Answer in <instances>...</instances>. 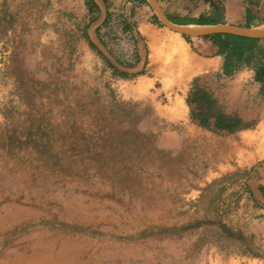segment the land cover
<instances>
[{
    "label": "rangeland",
    "instance_id": "obj_1",
    "mask_svg": "<svg viewBox=\"0 0 264 264\" xmlns=\"http://www.w3.org/2000/svg\"><path fill=\"white\" fill-rule=\"evenodd\" d=\"M157 1L177 22L213 9ZM105 3L93 32L90 0H0V264H264L253 70L194 75V39L146 1ZM198 90L246 127L201 126Z\"/></svg>",
    "mask_w": 264,
    "mask_h": 264
},
{
    "label": "crops",
    "instance_id": "obj_2",
    "mask_svg": "<svg viewBox=\"0 0 264 264\" xmlns=\"http://www.w3.org/2000/svg\"><path fill=\"white\" fill-rule=\"evenodd\" d=\"M96 7L100 8L101 15L99 16L101 22L97 23L94 28L93 32H96V29H98V26L105 21V18L107 16L105 11V2L106 0H90ZM195 1V0H191ZM232 1V2H230ZM228 2L229 6L225 4V10L224 8L221 11H216V9H212L206 12H202L203 9L200 8L198 10H195L193 12L194 17L192 20H186L183 22H179L181 24H194V25H209L211 23H227L232 24L240 27H260L264 26V23L262 24L260 21L264 18V0H245V3H240L239 6L238 3H236L237 0H230ZM242 1V0H238ZM101 4L103 5V9H101ZM239 7V8H238ZM147 29V28H146ZM144 29V33L147 34V30ZM89 35L91 36V32L88 31ZM149 33V32H148ZM174 32V36H175ZM151 37H154L153 34H149ZM178 37V36H176ZM182 40V38L179 36ZM194 39L192 44L195 48L196 54L199 55L201 60H198V64L193 67V71H196L194 75H205V74H211L213 72L220 73L221 72V65L223 58L220 55L216 54V46L213 45V43L210 40H205L202 37L192 38ZM98 42L103 46L102 40H98ZM171 41L169 42V45L173 48V45H171ZM96 44V47L100 48L99 45ZM191 44V42L189 43ZM140 48V47H139ZM142 59V53L139 49L138 51V61L135 64L136 66L141 62ZM247 68V67H244ZM243 68L237 70L232 75H237L239 80H243L242 76L243 73H241L240 70ZM252 70V69H251ZM252 78L251 80L255 81V73L252 71ZM229 75V76H232ZM223 77H229L227 75H220ZM218 76V77H220ZM212 80H216L215 77H212ZM258 83V82H257ZM261 86V84L259 83ZM261 96L264 97V86H261L260 90ZM263 94V95H262ZM216 97V95H214ZM213 122L215 121L214 117ZM249 180L252 181L250 183L248 181V187L250 190V193L252 194L254 200H256L258 203L264 202V160L257 166L252 169V173L250 174Z\"/></svg>",
    "mask_w": 264,
    "mask_h": 264
},
{
    "label": "trees",
    "instance_id": "obj_3",
    "mask_svg": "<svg viewBox=\"0 0 264 264\" xmlns=\"http://www.w3.org/2000/svg\"><path fill=\"white\" fill-rule=\"evenodd\" d=\"M145 2V0H139ZM210 4L216 11H221L218 4L211 0ZM168 16V15H167ZM168 18L175 23L169 16ZM154 22L159 23L157 18L154 16ZM183 38L190 42L191 38L183 36ZM202 38L209 39L214 46H216V54L222 56L223 61L221 65V72L217 73L220 75H232L237 70L247 67L252 69L255 73V81L264 86V39H254L246 38L242 36L232 35V34H216L210 36H204ZM215 98H212L207 92L198 90L197 97L194 100L196 104L200 103L198 117L199 124L203 127L209 128L208 120L210 117H214L215 127L218 129H226L228 131H234L238 128L246 127L242 125L241 119L237 117H226L219 110H213V103ZM205 106V110L203 107ZM224 232L228 235H233L234 233L226 228L224 225ZM186 228V227H184ZM183 228V229H184Z\"/></svg>",
    "mask_w": 264,
    "mask_h": 264
},
{
    "label": "water",
    "instance_id": "obj_4",
    "mask_svg": "<svg viewBox=\"0 0 264 264\" xmlns=\"http://www.w3.org/2000/svg\"><path fill=\"white\" fill-rule=\"evenodd\" d=\"M152 8L158 22L169 30L177 32L189 38L204 37L216 34H232L246 38L264 39V26L240 27L227 23H216L212 25H194L172 22L162 10L157 0H145Z\"/></svg>",
    "mask_w": 264,
    "mask_h": 264
},
{
    "label": "bare ground",
    "instance_id": "obj_5",
    "mask_svg": "<svg viewBox=\"0 0 264 264\" xmlns=\"http://www.w3.org/2000/svg\"><path fill=\"white\" fill-rule=\"evenodd\" d=\"M177 33V32H176ZM178 35L177 36H180L179 33H177ZM171 45H173V48H174V43H171ZM248 146V145H247Z\"/></svg>",
    "mask_w": 264,
    "mask_h": 264
}]
</instances>
